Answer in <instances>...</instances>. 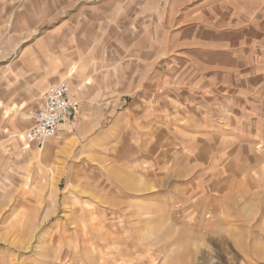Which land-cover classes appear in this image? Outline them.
Here are the masks:
<instances>
[{
    "label": "crops",
    "instance_id": "0c3cea01",
    "mask_svg": "<svg viewBox=\"0 0 264 264\" xmlns=\"http://www.w3.org/2000/svg\"><path fill=\"white\" fill-rule=\"evenodd\" d=\"M36 1L57 22L45 57L38 38L0 73V142L31 127L24 120L32 125L60 78L77 105L46 145H11L22 161L60 180L96 171L143 180L151 161H215L216 141L244 125L228 120L264 117L250 111L264 106V0H176L171 27L147 0Z\"/></svg>",
    "mask_w": 264,
    "mask_h": 264
},
{
    "label": "rangeland",
    "instance_id": "374dc122",
    "mask_svg": "<svg viewBox=\"0 0 264 264\" xmlns=\"http://www.w3.org/2000/svg\"><path fill=\"white\" fill-rule=\"evenodd\" d=\"M12 1L0 0V73L38 38L45 57L57 22L36 0ZM147 1L166 26L178 22V0ZM238 120L215 161H151L143 180L97 171L60 180L22 161L21 134L10 135L0 142V264H264V117L226 125Z\"/></svg>",
    "mask_w": 264,
    "mask_h": 264
},
{
    "label": "built area",
    "instance_id": "2783aa9c",
    "mask_svg": "<svg viewBox=\"0 0 264 264\" xmlns=\"http://www.w3.org/2000/svg\"><path fill=\"white\" fill-rule=\"evenodd\" d=\"M77 101L70 95L69 87L60 81L48 87L42 96V102L32 112L31 127L21 134V142L41 147L56 137L58 127L65 122Z\"/></svg>",
    "mask_w": 264,
    "mask_h": 264
}]
</instances>
